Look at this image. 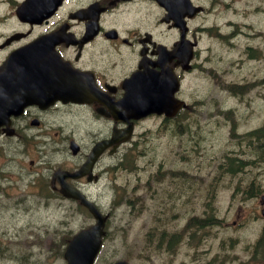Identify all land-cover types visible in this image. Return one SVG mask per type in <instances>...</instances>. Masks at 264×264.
<instances>
[{
    "label": "flooded vegetation",
    "instance_id": "af4514ba",
    "mask_svg": "<svg viewBox=\"0 0 264 264\" xmlns=\"http://www.w3.org/2000/svg\"><path fill=\"white\" fill-rule=\"evenodd\" d=\"M252 1L257 4L250 0H0V206L25 210L27 215L32 214L31 207L25 205L36 203L38 210H57L61 217L64 213L66 225L77 218L80 206L79 199L69 194L80 192L95 203L93 188L113 185L126 191L124 175L134 167L129 157L146 147L137 144L152 131L145 127L148 121L157 120L158 129L173 139L181 137L186 152L190 125L197 122L187 115L190 101L184 91L190 75L202 73L215 85L217 98L212 102L220 139L225 135L245 144L240 153L220 154V162L200 181L202 204L178 218L181 229H153L155 243L161 251L172 252L176 242L190 236V229L211 228L210 205L217 201L223 181H232L244 164L252 168L247 191L257 199L256 212L264 218V190L255 188L258 178L264 179L257 173L264 164V117L254 125H238V115L229 105L239 93L243 100L235 102L249 106L253 98L248 94L264 82L255 79L253 71L255 61L264 70V50L250 43L264 39V0ZM221 13L228 15L225 21L219 20ZM250 15L262 19V25L249 21ZM248 65L251 71L236 79ZM154 86L165 96L172 92V98L181 102L172 116H141L142 111L135 110L136 102L157 96L152 93ZM261 97L264 103V94ZM125 99H132L131 104L125 105ZM208 133L209 139L217 134ZM95 150L98 156L92 162ZM167 172L170 185L157 175L155 180L165 183L170 198L176 192L173 183L187 172L183 168ZM150 189L139 184L128 188L135 195L130 202L142 205L139 195ZM62 225L59 221L60 234Z\"/></svg>",
    "mask_w": 264,
    "mask_h": 264
},
{
    "label": "rangeland",
    "instance_id": "374dc122",
    "mask_svg": "<svg viewBox=\"0 0 264 264\" xmlns=\"http://www.w3.org/2000/svg\"><path fill=\"white\" fill-rule=\"evenodd\" d=\"M250 2L257 4V1ZM261 6L264 7V1ZM221 15L220 21L228 17L225 13ZM248 20L260 21L262 25V19L256 16L250 15ZM238 43L245 44L242 40H238ZM250 43L264 50L263 38H256ZM261 62L264 65V59ZM262 67L259 62H254L255 79L264 78ZM247 71H251L249 65L234 77L239 79ZM214 89L215 85L206 79V75H190L184 95L190 101L187 115L197 123L190 125V142L186 141L189 142L186 152L180 144L182 138L174 136L173 139L163 129L159 130L157 120L148 121L145 125L152 131L145 132L137 145L146 147L132 151L129 159L133 161L134 167L129 168L124 175L129 189L138 184L139 188H148L150 185L149 191L139 195L143 199L142 205L134 200L130 202L135 197L136 188L134 194L127 191L128 188L122 191L113 185L93 188L95 203L105 213H112L95 264H110L118 259H125L128 264H264V246H255L264 234V218L256 212L257 199L249 196L251 192L247 191L252 169L247 164L243 165L242 172L232 181L229 178L223 181L217 201L210 205L212 208L208 212V216L213 217L210 220L211 228L190 229V236L176 242L172 252L166 249L161 251L155 243L154 230L181 229L183 223H177L178 218L182 217L185 210L191 214L193 208L202 204L199 202L202 188L200 181L202 183V180L207 179L216 163L220 162V154L224 151L240 153L245 144V141L238 143L225 135L220 139L212 102L217 98ZM262 94L264 82L260 88L248 94V97L253 98L249 106L235 102L243 100L239 93L229 102L238 115V125H254L264 117ZM208 122L210 124H206ZM208 131L217 134L209 139L211 134ZM149 133H152L150 139ZM175 160L179 164L175 165ZM181 168L187 172V176L173 183L176 192L171 193L169 198L165 183L158 184L156 175L170 185L167 170L180 171ZM257 173L264 175V164ZM147 179L151 180L150 183H147ZM258 180L255 188L263 191L264 179ZM231 193L235 194L234 197L229 196ZM25 207H31L32 214H23L25 210L7 211L2 204L0 206V264H66L59 256L60 242L65 241L69 231L75 232L90 226L92 218L79 210L77 218L68 220L65 225L64 213L61 217L62 214L57 210H54L56 213L38 210L36 203L26 204ZM59 221L63 222L61 234L57 231Z\"/></svg>",
    "mask_w": 264,
    "mask_h": 264
},
{
    "label": "water",
    "instance_id": "95a60500",
    "mask_svg": "<svg viewBox=\"0 0 264 264\" xmlns=\"http://www.w3.org/2000/svg\"><path fill=\"white\" fill-rule=\"evenodd\" d=\"M34 44H32L33 46ZM36 52H33L35 54ZM33 67V66H32ZM153 94H157L156 97L147 96L144 100L142 106H139V109H143L144 112L141 116L148 113L155 112L161 114L164 112L167 116L172 115L171 108L178 107V103L173 102L172 92H168V95L165 96V93L161 90L160 87L154 86ZM151 93V92H149ZM132 99H125L124 104L130 105ZM131 115V114H130ZM137 117V115H133ZM129 134V130H127ZM98 150L91 155V160L96 156ZM68 196L78 198L81 204L87 208V210L92 214L96 219V224L88 230H83L69 243L64 253V257L67 260L68 264H92V261L99 249L100 246V237L103 234V218L100 215L96 207L89 201H87L79 192L69 194ZM116 264H125L123 262H118Z\"/></svg>",
    "mask_w": 264,
    "mask_h": 264
}]
</instances>
